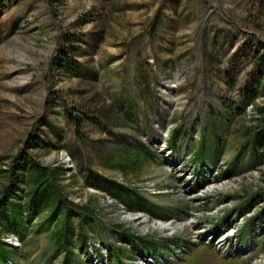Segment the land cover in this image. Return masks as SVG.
Instances as JSON below:
<instances>
[{"label":"rangeland","instance_id":"rangeland-1","mask_svg":"<svg viewBox=\"0 0 264 264\" xmlns=\"http://www.w3.org/2000/svg\"><path fill=\"white\" fill-rule=\"evenodd\" d=\"M262 43L264 0H0V199L24 154L63 168L106 235L66 264H121L109 244L125 264H264V153L243 136L264 106ZM109 179L137 192L131 211L94 187ZM37 225L5 246L63 264Z\"/></svg>","mask_w":264,"mask_h":264},{"label":"trees","instance_id":"trees-1","mask_svg":"<svg viewBox=\"0 0 264 264\" xmlns=\"http://www.w3.org/2000/svg\"><path fill=\"white\" fill-rule=\"evenodd\" d=\"M261 46L264 50V43ZM62 60L65 70L72 71L74 69L68 64L67 59L63 58ZM260 61L263 62L264 60L260 59ZM259 87L264 92V75L261 77ZM251 105L255 109L256 117L247 127L243 136L252 141L264 153V106L260 107L252 102ZM67 117L77 128L76 130H79L81 124L78 123L77 115L70 114ZM171 141L173 142L171 147H174L176 134L172 135ZM193 159L198 167L205 161L203 141L198 144L194 151ZM12 164L15 165L16 170L13 184L8 185L12 191L10 195H5L3 199H0L1 264H17L18 257L15 248L10 244L9 247L12 249L5 246L4 239L14 234L17 240L25 245L26 232L36 229L34 223L38 224L36 227L46 228L51 246L56 253L60 254L63 264H66L77 253H86L91 238L96 234L99 235L102 243L107 244L104 237L106 235L100 230L101 224L93 214V207L78 205L69 199V194L63 184L66 178L63 168L44 166L39 161L24 154H20L17 161ZM94 187L105 191L108 198L119 202L128 211H131L134 205L139 202L135 196L137 192L133 188L115 180H105L97 183ZM15 190H17L16 193ZM259 194L264 200V189ZM255 196H250L245 204L253 201ZM33 216H36L34 223L31 221ZM111 229L124 239L137 243L142 253L164 251L161 247H157L148 236H140L121 223L114 224ZM116 251L117 247L108 245L109 254H115L113 259L125 264ZM94 252L96 255L102 256L98 247L94 246Z\"/></svg>","mask_w":264,"mask_h":264},{"label":"bare ground","instance_id":"bare-ground-1","mask_svg":"<svg viewBox=\"0 0 264 264\" xmlns=\"http://www.w3.org/2000/svg\"><path fill=\"white\" fill-rule=\"evenodd\" d=\"M165 225V224H164Z\"/></svg>","mask_w":264,"mask_h":264}]
</instances>
